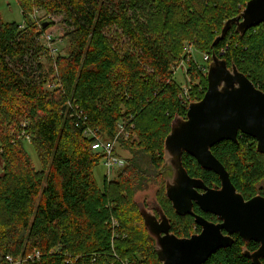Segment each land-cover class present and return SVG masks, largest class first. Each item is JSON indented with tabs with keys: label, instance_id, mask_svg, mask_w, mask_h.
Returning <instances> with one entry per match:
<instances>
[{
	"label": "trees",
	"instance_id": "trees-1",
	"mask_svg": "<svg viewBox=\"0 0 264 264\" xmlns=\"http://www.w3.org/2000/svg\"><path fill=\"white\" fill-rule=\"evenodd\" d=\"M247 1L33 0L27 10L38 5L68 27L66 54L46 48L51 75L39 60L44 29L26 17L27 7L22 23L0 19V260L163 264L137 200L151 183L172 232L184 237L196 230L192 215H178L169 198L160 197L169 169L164 141L173 119L188 110L174 67L186 63L191 101L202 99L208 85L193 56L197 49L236 64L264 91V22L244 34L233 26L214 45L225 21ZM114 26L127 37V48L119 49L120 37L109 33ZM120 121L129 133L120 135L117 153L123 155L122 146L131 156L114 180L104 178L100 186L94 168L104 153L92 148L96 136L88 131L110 138ZM27 137L40 169L25 147ZM238 139L212 151L245 198L264 195V186L256 187L264 179V154L254 137L239 132ZM182 161L189 175L221 186L218 174L195 157L184 152ZM234 238L203 264H254L243 251L256 250L257 242Z\"/></svg>",
	"mask_w": 264,
	"mask_h": 264
},
{
	"label": "water",
	"instance_id": "water-1",
	"mask_svg": "<svg viewBox=\"0 0 264 264\" xmlns=\"http://www.w3.org/2000/svg\"><path fill=\"white\" fill-rule=\"evenodd\" d=\"M264 22V0H248L241 13L225 21L214 45L235 26L244 34ZM47 24H44L46 26ZM207 89L202 99L189 104L185 117L173 119L164 141L166 196L178 215H192L201 226L199 233L179 237L171 231L170 219L160 204L159 215L138 201L144 225L154 240L163 264H203L221 248L231 246L234 235L254 240L259 247L245 249L254 264H264V195L245 198L233 184L223 163L212 148L223 140L238 142L239 132L254 137L257 150L264 154V91L258 88L236 64L214 53L207 71ZM186 152L207 170L218 174L221 186L212 188L203 179L189 175L183 165ZM194 204L218 221L194 211Z\"/></svg>",
	"mask_w": 264,
	"mask_h": 264
},
{
	"label": "rangeland",
	"instance_id": "rangeland-1",
	"mask_svg": "<svg viewBox=\"0 0 264 264\" xmlns=\"http://www.w3.org/2000/svg\"><path fill=\"white\" fill-rule=\"evenodd\" d=\"M31 1H33V0H0V19L3 22H19V23H22L25 19L22 6L24 8L27 7V8H25L26 13H27L26 17L31 18L37 25L41 26L44 29V33L41 36V38H42V43L45 46V49L41 50V56H40L39 60L42 62L44 71L50 73V75H51L53 72L49 68V66H50L49 62H51L53 59L51 57H49L50 50H47L46 48L51 49V51H55V55H57L58 52L61 54H66L70 49L69 36L66 34L68 27L63 22L62 16L57 15L55 13H52V12H50L44 8H41L38 5L37 6L31 5L30 10H27L28 6L31 4L30 3ZM44 24H47V25L44 26ZM121 32L122 31L115 26L109 30V33L111 34V36L120 37L119 38L120 44H119L118 48L119 49H125L128 47V45L125 44L127 37L125 35H122ZM48 35L52 36L51 39H49V40H47ZM55 48L57 49V51ZM193 56H194V59L196 60V62H198V64H200V65L206 64L209 67L210 63L207 61H204V59H203L202 50L197 49V50L193 51ZM50 58H51V60H50ZM186 69H187L186 64L178 65L175 72H174L175 79L181 84L190 83L189 77L186 75ZM203 78H204V76L201 77V79H203ZM200 81L201 80H199V82ZM22 132L23 131H21V133ZM25 147H26L29 155L31 156L32 161L35 164L36 168L40 169L41 168V161L39 159V156L37 154V151H36L34 145L30 141L27 140ZM120 152L125 156V158H130V156H131L130 152L122 146L120 148ZM1 171H2V164L0 161V173H1ZM167 171H168L167 174H169V175L172 174L171 170L169 171V169H168ZM119 172H120V170H119ZM105 173H106V166L104 165V160H101L96 165V167L94 168V175H95V178H96V180L100 186L103 184V181L105 178ZM165 185H166V183L162 186L164 191L162 190L160 192L161 198H163L164 195L166 196ZM261 186H264V179L259 180V182H257V184H256V187H261ZM156 191H157L156 186L152 185L148 190L139 192L137 194V200H139L141 202L147 196L150 198V204H152L153 199H154V194ZM153 206L154 205H150L149 209H153Z\"/></svg>",
	"mask_w": 264,
	"mask_h": 264
},
{
	"label": "built area",
	"instance_id": "built-area-1",
	"mask_svg": "<svg viewBox=\"0 0 264 264\" xmlns=\"http://www.w3.org/2000/svg\"><path fill=\"white\" fill-rule=\"evenodd\" d=\"M51 39V36H47V40ZM192 47L188 48L189 52H192ZM203 59L204 61H207L210 63L212 56L208 53H203ZM186 64L185 62H181L179 65ZM178 66V65H177ZM177 66L174 67V72L177 68ZM203 72L207 75V69L208 66L200 65ZM181 89L183 92V101L189 106V104L193 101H191V84L185 83L181 84ZM128 130L126 128V124L124 122H118V132L116 135L110 138H101L98 136V131H88L89 135L96 136L95 140L92 142V148L97 151H102L104 153V157L102 160H104V165L106 166V173L105 178L107 180H114L119 172L127 163V158H125L123 155H119L117 153V149L120 144V135L124 134L125 136H128ZM27 140L30 141L29 137H27ZM39 252L36 253V256H38ZM32 257V256H31ZM22 258H14L12 255H6L3 259L0 260V264H22L23 262Z\"/></svg>",
	"mask_w": 264,
	"mask_h": 264
},
{
	"label": "flooded vegetation",
	"instance_id": "flooded-vegetation-1",
	"mask_svg": "<svg viewBox=\"0 0 264 264\" xmlns=\"http://www.w3.org/2000/svg\"><path fill=\"white\" fill-rule=\"evenodd\" d=\"M152 185H154V186H156L154 183H151L150 185H149V187H147V188H145V190H142V191H146V190H148ZM156 196V197H155ZM149 199V200H148ZM141 202H143L144 203V205L147 207V208H149L150 207V205H154L153 206V211H154V213L155 214H157V215H159V213H158V211L156 210V208H155V205H158L159 204V202H158V200H157V191L155 192V194H154V199H153V203L152 204H150V198L149 197H145L144 198V200H142ZM196 208L199 210V212L198 211H196ZM152 210V209H151ZM194 211L196 212V213H198V214H201V215H203L204 217H206V218H208V219H210V220H213V221H218V218L215 216V215H213V214H211V213H207V212H204L203 210H201V208L197 205V204H194ZM171 223V222H170ZM172 231V230H171ZM201 231V226L200 225H198L197 224V227H196V230H194V232L192 233V234H195V233H199ZM191 234V235H192ZM190 235V236H191ZM239 235V234H238ZM179 237H181V236H179ZM184 237H189V236H184ZM252 241V240H251ZM254 241V240H253ZM247 242V241H246ZM248 242H250V241H248ZM256 242V241H255ZM257 244H258V246H257V248L259 247V243L257 242ZM264 260V259H263Z\"/></svg>",
	"mask_w": 264,
	"mask_h": 264
},
{
	"label": "bare ground",
	"instance_id": "bare-ground-1",
	"mask_svg": "<svg viewBox=\"0 0 264 264\" xmlns=\"http://www.w3.org/2000/svg\"><path fill=\"white\" fill-rule=\"evenodd\" d=\"M118 127V126H117Z\"/></svg>",
	"mask_w": 264,
	"mask_h": 264
}]
</instances>
